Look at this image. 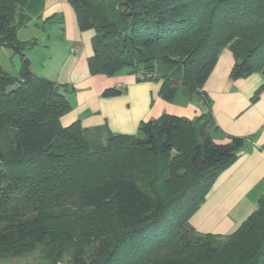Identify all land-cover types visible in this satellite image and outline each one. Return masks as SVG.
Segmentation results:
<instances>
[{
	"label": "trees",
	"instance_id": "1",
	"mask_svg": "<svg viewBox=\"0 0 264 264\" xmlns=\"http://www.w3.org/2000/svg\"><path fill=\"white\" fill-rule=\"evenodd\" d=\"M44 2L0 0V48L21 55L18 76L0 63V260L40 252L47 264H264V196L231 235L190 223L246 139L215 143L211 109L193 120L163 114L137 135L63 127L67 89L32 71L23 50L33 44L17 38ZM66 2L79 30L94 33L92 76L127 70L138 82L162 81L167 102L181 91L203 98L228 50L232 81L264 79V0ZM162 66L173 72L161 76ZM263 91L264 80L254 100Z\"/></svg>",
	"mask_w": 264,
	"mask_h": 264
},
{
	"label": "crops",
	"instance_id": "2",
	"mask_svg": "<svg viewBox=\"0 0 264 264\" xmlns=\"http://www.w3.org/2000/svg\"><path fill=\"white\" fill-rule=\"evenodd\" d=\"M45 10L47 19L63 18L64 40L73 49L64 62L59 61V71L53 70L54 76L48 77L58 85L74 87L73 93L77 95L75 109L61 119L63 127L79 121L88 130L106 128L113 134L137 135L142 122L163 114L193 120L211 109V137L215 143H229L231 137L246 139L238 160L218 177L206 201L190 220L203 234L227 236L237 231L264 196V91L254 100L263 84L262 75L232 81L235 60L224 50L204 86L205 97L189 99L181 91L169 103L159 95L162 81L138 84L132 76H92L88 60L93 55L94 33L79 30L74 10L66 0H45ZM109 87L125 88L127 94L104 99L102 93Z\"/></svg>",
	"mask_w": 264,
	"mask_h": 264
},
{
	"label": "rangeland",
	"instance_id": "3",
	"mask_svg": "<svg viewBox=\"0 0 264 264\" xmlns=\"http://www.w3.org/2000/svg\"><path fill=\"white\" fill-rule=\"evenodd\" d=\"M32 14H37V13H32ZM45 14H46V10H45V2H44V6L41 8L39 15L32 16V20L29 24L19 28L17 38L20 43L27 45L33 44L31 48L28 46L26 50H23V54L31 61L32 71L40 77L51 80L48 77H53L54 75L52 71L55 69L57 71L59 69L58 68L59 61L64 62L66 55L69 52H71L73 49H69L70 42L64 40L63 27L65 24L63 18H61L62 20L56 19L53 21L51 19L49 21L47 19V16H45ZM61 17H63V15H61ZM0 63L2 67L5 69V71L11 74L12 76L19 75V70L21 65V55L16 53L14 50L10 48H0ZM172 72H173V68L171 66H162L160 68L161 76L171 74ZM176 74L178 75L179 71H177ZM120 76H132L135 78V81L138 84L157 82V81L138 82L137 77L135 75L129 74L127 70L117 74L114 77H108V78L114 79ZM64 87L68 90V93H66V95L68 96V100L72 107V110H74L75 104H77V98H76L77 95L76 93H73L74 87L72 86L70 87L69 85L67 86L64 85ZM110 88H117V87H109L106 89H110ZM123 91H124L123 95H126L127 91L125 88ZM108 99H112V98H108ZM65 260L66 261L59 264H71L69 258H66ZM0 264H47V263L43 260L40 252H36L25 258L0 260Z\"/></svg>",
	"mask_w": 264,
	"mask_h": 264
},
{
	"label": "built area",
	"instance_id": "4",
	"mask_svg": "<svg viewBox=\"0 0 264 264\" xmlns=\"http://www.w3.org/2000/svg\"><path fill=\"white\" fill-rule=\"evenodd\" d=\"M148 77H151L150 75H148Z\"/></svg>",
	"mask_w": 264,
	"mask_h": 264
}]
</instances>
